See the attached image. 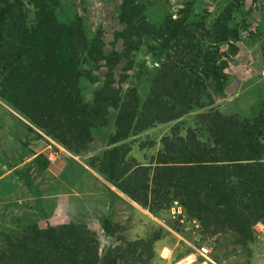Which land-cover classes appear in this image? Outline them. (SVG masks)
Returning <instances> with one entry per match:
<instances>
[{
	"label": "trees",
	"instance_id": "obj_1",
	"mask_svg": "<svg viewBox=\"0 0 264 264\" xmlns=\"http://www.w3.org/2000/svg\"><path fill=\"white\" fill-rule=\"evenodd\" d=\"M26 1L0 0V99L72 153L87 150L92 129L108 123L110 108L116 114L114 134L107 146H115L157 124L177 121L195 107H204L213 96H223L225 71L238 52L234 42L240 38L239 26L229 22V8L208 28L197 18L191 20L188 13L178 19L167 14L156 27L148 21L150 10L145 12L144 0H122L118 20L124 29L115 33L111 50L105 53L100 30L90 35L75 15L59 20L56 8L61 0ZM191 26L211 36L212 43L195 57L189 47L195 35ZM149 40H160L161 47L174 52L162 63V69L172 76L157 70L149 96L140 104L134 89L121 98V88L114 86L111 77L121 61L130 69V57ZM119 41L121 46L115 49ZM262 50L264 54V44ZM181 54L197 63L191 75L186 66H175ZM87 65L100 66L106 72L91 103L84 100L81 89L83 82L95 81ZM238 111L239 115L228 117L211 110L202 115L211 143L199 140L193 130L184 137L163 138L166 154L160 152L152 180L154 190H150L147 170L141 166L132 169L138 164L135 160L116 172V164L123 162L119 147L106 151L108 156L102 163L109 169L106 179L153 214L177 199L187 214L199 221L202 235L215 229L231 234L235 243L250 245L254 241L252 227L259 222L264 226V111ZM47 164L46 159L43 165ZM24 178L29 189V176ZM123 178L125 183L140 179L139 190L123 189ZM62 221H48L45 228L25 222L20 238H6L7 244L0 241V264H116L117 259L122 264H137V249L123 250L114 257L108 251L100 262L99 244L90 231L84 225Z\"/></svg>",
	"mask_w": 264,
	"mask_h": 264
},
{
	"label": "rangeland",
	"instance_id": "obj_2",
	"mask_svg": "<svg viewBox=\"0 0 264 264\" xmlns=\"http://www.w3.org/2000/svg\"><path fill=\"white\" fill-rule=\"evenodd\" d=\"M121 2L122 0H61L60 7L56 8V16L62 21L77 16L90 35L100 30L104 52L109 53L115 33L124 29V25L118 20ZM143 5L145 12L150 10L148 21L156 27L167 14H170L172 19H178L182 13H188L191 20L197 18L202 26L204 24V27L208 28L219 13L229 8V22L237 28L239 26L237 32L240 36L239 40L234 42L238 52L232 57V63L225 71L227 83L223 96H213L211 100L203 103L204 107H195L175 122L157 124L130 139L117 142L115 146L111 145L119 147V155L123 159L122 163L116 164V172L124 165H132L135 160L138 164L136 167L132 165V169L141 166L147 170L150 176V190H154L152 180L155 167L160 162V152L166 154L162 146L163 138L184 137L193 130L199 140L211 143L201 118L203 114L211 110L219 111L222 116L228 117L239 115V108L247 114L251 109L257 111L262 108L264 111V0H144ZM29 17H32V13ZM191 29L193 33L194 27L191 26ZM210 37L201 28L195 31V35L189 39L192 41L189 47L193 48L194 57L212 46ZM160 44V40L144 41L140 52H135L130 57V69H125V60L114 69L111 79L116 88H121V98L134 89L140 104H143L149 96L151 82L157 70L168 77L172 76L170 71L162 69V63L170 60L174 52L161 47ZM120 46L119 41L114 47L119 49ZM175 62L177 68L186 66L190 75L195 71L194 66L197 64L194 63L195 60L183 54ZM87 69L91 70L95 81L83 82L81 89L84 100L91 103L94 92L102 86L106 72L100 66L93 68L92 65H87ZM109 111L111 118L108 123L92 129V142L87 150L75 154L34 128L0 99V241L7 244L9 240L6 238H20L21 226L25 222H36L40 228H45L44 225L48 221L53 222V217L60 218L59 215H63L70 222L84 225L97 239L100 262L108 251H111L112 254L109 255L114 257L122 255L123 250L128 252V249H137L138 252L134 255L137 264H174L195 254V249L204 245L210 249L209 258L215 264H264V242H259L255 234L250 245L235 243L228 232L222 234L212 229L210 234L204 231L202 235L200 231L190 230L188 226L172 219L169 208L177 199L170 201L165 205L166 209L162 208L156 214L138 203L134 204L141 212L129 203L119 200L116 202L112 191L103 183L105 180L122 192L108 182L106 177H109V169L102 166L108 156L106 151L112 149L107 146V142L114 134L116 110L110 108ZM254 115H250V118ZM28 128H31V131ZM262 141L264 142V137ZM46 159L48 164L44 166L43 161ZM89 170H92L97 178L93 177ZM20 172L22 175H19ZM25 174L30 179L29 189L24 183ZM136 180L137 182L132 180L125 183L123 178L120 184L125 190H139L141 180ZM67 183L72 185L68 188L71 194H77L68 199L64 198L68 189H59L62 186L67 188ZM145 184L147 183L144 181V186ZM91 201L103 207L102 211L94 209L92 216ZM116 206L119 213L114 210ZM183 209L189 221H197L187 214L184 207ZM110 210L123 218L118 221L121 228L115 237L107 236L102 223ZM197 223L199 224V221ZM214 258H221V261L216 262ZM116 262L122 264L121 260L117 259ZM182 264H201V259L191 263L185 261Z\"/></svg>",
	"mask_w": 264,
	"mask_h": 264
},
{
	"label": "crops",
	"instance_id": "obj_3",
	"mask_svg": "<svg viewBox=\"0 0 264 264\" xmlns=\"http://www.w3.org/2000/svg\"><path fill=\"white\" fill-rule=\"evenodd\" d=\"M49 160H51L50 158H49ZM89 173L93 176V177H96L97 178V175L92 171V170H89ZM103 183L106 185V187L110 190V191H112V193L114 194V196L116 197V202H118L117 200H119L120 202H126V203H129V205L131 206V207H133L135 210H137V211H139V212H141V210L140 209H138V208H136V204H134L135 202H133L131 199H129L128 197H125V195H124V193H122V192H120V191H118L117 189H115L114 187H112L109 183H107L105 180L103 181ZM70 187H72V185H71V183H67V188L66 187H60L59 189H61V188H63V189H68V188H70ZM72 195H77L76 193H74L73 192V194H71V190L70 189H68V192L67 193H64V198H66V199H68L70 196H72ZM91 195V194H90ZM73 199H75L74 197H72ZM114 198V197H113ZM76 200H77V198H76ZM114 201V200H113ZM113 201H111V203L113 202ZM92 202V207H91V210H92V212H90L91 213V216L93 215V212H94V209L95 210H103V207L102 206H99V205H97V202L95 203L94 201H91ZM113 209H114V207H113ZM115 211L117 210V212L119 213V211H118V208H115L114 209ZM139 212H137V213H139ZM146 213H147V215H148V217L150 218V219H152L151 217V215L146 211ZM122 216H124V214H122V213H120ZM140 214V213H139ZM60 216V218L58 217V218H55V217H53V222L55 223V224H61V222H65V221H62V220H67V218H65L63 215H59ZM120 218H122L121 216L119 217V214L117 215L116 214V212H112L111 210L108 212V215L103 219V221H102V223L104 224V228H105V232H106V234H107V236H109V237H115L116 235V232L118 231V229H120L121 228V225H120V223L118 222L119 220H120ZM123 219V218H122ZM93 225V224H92ZM95 226V225H94ZM93 228H96V227H93ZM98 228V227H97ZM162 256V255H161ZM193 258H195V255L194 254H192L191 255Z\"/></svg>",
	"mask_w": 264,
	"mask_h": 264
},
{
	"label": "built area",
	"instance_id": "obj_4",
	"mask_svg": "<svg viewBox=\"0 0 264 264\" xmlns=\"http://www.w3.org/2000/svg\"><path fill=\"white\" fill-rule=\"evenodd\" d=\"M169 214L172 219H176L180 224H184L183 226H188L190 230H198L199 224L195 220H188L182 205L177 201H173L171 203V206L169 208ZM253 232L257 236V239H259V242H264V227L260 224H255L253 226ZM264 244V243H263ZM195 258H193L191 255L189 256L190 263L195 262L196 259H201V264H215L209 257L210 255V249L207 248L204 245L199 246L197 249H195Z\"/></svg>",
	"mask_w": 264,
	"mask_h": 264
},
{
	"label": "bare ground",
	"instance_id": "obj_5",
	"mask_svg": "<svg viewBox=\"0 0 264 264\" xmlns=\"http://www.w3.org/2000/svg\"><path fill=\"white\" fill-rule=\"evenodd\" d=\"M260 224H261V223H260ZM262 226H263V225H262ZM188 260H189V257H186L185 260H183V261H181V262L178 261L177 263H174V264H182L183 262L188 261Z\"/></svg>",
	"mask_w": 264,
	"mask_h": 264
}]
</instances>
